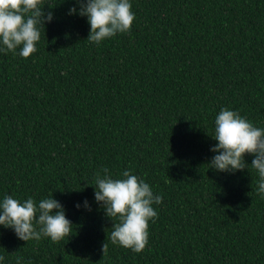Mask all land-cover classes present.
<instances>
[{
	"label": "trees",
	"instance_id": "trees-1",
	"mask_svg": "<svg viewBox=\"0 0 264 264\" xmlns=\"http://www.w3.org/2000/svg\"><path fill=\"white\" fill-rule=\"evenodd\" d=\"M130 3V32L96 45L76 0H44L37 52H0V201L52 193L73 224L58 243L0 226V264H264L257 171L208 164L221 109L264 128V0ZM103 168L162 196L141 253L111 243Z\"/></svg>",
	"mask_w": 264,
	"mask_h": 264
},
{
	"label": "clouds",
	"instance_id": "clouds-1",
	"mask_svg": "<svg viewBox=\"0 0 264 264\" xmlns=\"http://www.w3.org/2000/svg\"><path fill=\"white\" fill-rule=\"evenodd\" d=\"M76 3L79 12L73 7L68 14L87 17L90 25L87 40L96 45L118 33L130 32L135 20L130 0H76ZM44 8V0H0V52L15 54L19 47V55L25 59L36 53L40 28L53 19L52 12L46 13ZM212 139L217 144L210 151L217 154L208 163L210 168L230 174L248 167L255 169L260 177L258 193L264 198V128L223 108L215 118ZM245 155L253 157L250 166L245 163ZM101 171L105 175L95 174L94 199L111 221H117L112 222L111 243L134 253L143 252L148 244L149 221L154 222L158 215L153 205H159L162 196L154 194L149 184L130 171H124L120 179H113L107 168ZM83 206L91 211L87 201ZM75 207L79 209L81 205ZM0 226L12 229L24 242L48 237L58 243L69 239L73 230L63 206L52 198V193L38 204L31 197L21 202L5 196L0 201ZM107 248L105 243L103 255ZM21 259H17V264ZM3 260L0 256V262Z\"/></svg>",
	"mask_w": 264,
	"mask_h": 264
}]
</instances>
